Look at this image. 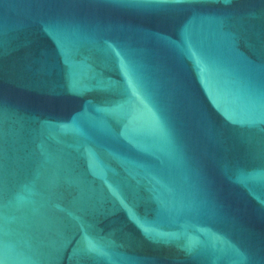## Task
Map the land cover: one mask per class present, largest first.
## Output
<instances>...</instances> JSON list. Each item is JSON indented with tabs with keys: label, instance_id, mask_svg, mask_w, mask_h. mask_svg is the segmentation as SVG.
Masks as SVG:
<instances>
[{
	"label": "water",
	"instance_id": "obj_1",
	"mask_svg": "<svg viewBox=\"0 0 264 264\" xmlns=\"http://www.w3.org/2000/svg\"><path fill=\"white\" fill-rule=\"evenodd\" d=\"M0 264H264V0H0Z\"/></svg>",
	"mask_w": 264,
	"mask_h": 264
}]
</instances>
